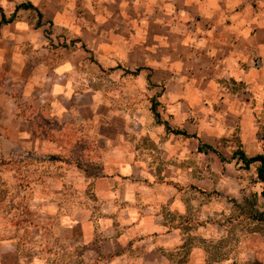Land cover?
<instances>
[{
	"label": "clouds",
	"instance_id": "1",
	"mask_svg": "<svg viewBox=\"0 0 264 264\" xmlns=\"http://www.w3.org/2000/svg\"><path fill=\"white\" fill-rule=\"evenodd\" d=\"M0 264H264V0H0Z\"/></svg>",
	"mask_w": 264,
	"mask_h": 264
}]
</instances>
